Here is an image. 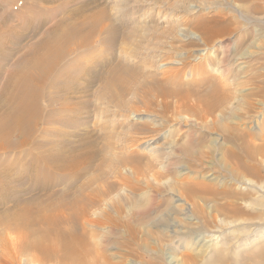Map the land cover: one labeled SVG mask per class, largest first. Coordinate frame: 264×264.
Returning a JSON list of instances; mask_svg holds the SVG:
<instances>
[{"label":"rangeland","instance_id":"rangeland-1","mask_svg":"<svg viewBox=\"0 0 264 264\" xmlns=\"http://www.w3.org/2000/svg\"><path fill=\"white\" fill-rule=\"evenodd\" d=\"M80 1L94 0H72L68 6H81ZM59 2L56 0L51 6L57 7ZM95 3L91 11L103 9L107 13L102 24L111 21L116 24L115 43L112 47L104 44L101 39L107 33L99 32L93 53L73 50L69 60L75 62L78 58V62L87 64L112 54L122 62L110 77L113 80L98 79L85 92L64 97L63 103L47 105V110L55 109L70 123L47 117L45 122H39L32 135L34 143L21 144L0 153V157L6 164L27 167L30 156L46 151L36 145L47 146L54 140L75 144L80 142L77 135L81 132L101 148L89 170L71 184L60 180L58 186L47 192L37 189L25 195L26 198L50 196L47 201L43 198L47 205L55 204L54 210L66 208L63 211L71 213L75 210L71 206L76 203L74 200H78L76 208L85 204L87 210H82L83 206L79 208L80 212L75 214L79 223L73 224L89 240L87 251L90 252L85 253L89 264H192L187 261L189 256L201 264L218 246L226 249L228 259L242 264L246 257L240 254L264 245V150L248 153L240 143L231 140L230 132L234 128L236 133L242 130L245 141L253 148L264 143V0H97ZM250 5L259 9L249 10ZM211 27H225V30L222 34L219 30L212 31V37L204 41L205 31ZM224 36L230 38L227 52L233 66L229 64V74L222 79L215 69L220 58L217 41ZM38 37L24 40L22 51L14 59ZM197 52L204 53L200 59L205 66L203 71L199 67L192 70L187 67ZM170 56L180 61L183 70L159 68ZM241 61L246 63L239 70ZM76 71L85 73L83 69ZM207 79H217L214 81L217 85L221 87L224 83L222 88L235 95L222 110L201 118L192 112L197 102L189 89L206 90ZM198 82L202 83L197 85ZM185 94L191 95L189 99L184 98ZM146 135L160 139L156 143L160 148L143 147L141 142ZM12 138L18 141L21 137L17 134ZM249 169L257 171L251 175ZM255 173L259 178L253 176ZM245 180L263 183V191H253ZM185 185L194 192L186 194ZM153 189L157 193L152 201ZM228 191L236 196L230 197ZM234 207L239 210L236 212ZM8 230L4 224L0 225V258L9 264L11 260L12 264H26L23 259L30 254L20 256L19 261L15 259L9 241L13 234Z\"/></svg>","mask_w":264,"mask_h":264},{"label":"bare ground","instance_id":"bare-ground-1","mask_svg":"<svg viewBox=\"0 0 264 264\" xmlns=\"http://www.w3.org/2000/svg\"><path fill=\"white\" fill-rule=\"evenodd\" d=\"M55 1L56 0H0L1 154L12 151L15 147H18L21 144L34 143L32 135L38 129L39 122H45L47 117L56 118L57 120L60 118L63 120L64 124L70 123L68 118L61 117L53 108L47 110L46 106L63 103L62 100L64 97L72 96L76 92H85L86 87L89 88V86L95 83L98 79L105 77L109 81H112L113 79L110 77L121 66L122 62L116 58L114 59L112 54L103 55L94 60V62L91 61L92 63L89 62L87 64L78 62V58L75 62L70 61V54L72 55L73 50L80 51L83 54L87 51H92L91 53H93L95 51L93 44L96 41V34L98 35L99 32L107 33V36L101 39V41L109 47H112L115 43L117 27L112 21L108 25L102 24L104 18L107 17V13L103 9L98 8L99 10H90L92 4L95 6L97 0L86 3L80 1L83 4L74 8L68 6L72 0H61L59 6L52 7L51 5ZM253 8L258 10L259 6L250 5L248 7L249 10ZM58 14L63 15L61 17H56ZM225 27H217V29L211 27L210 30L206 29V40H203L207 41V39H210L216 32L215 30H219L217 32L222 34L221 32L225 30ZM212 31L214 33H212ZM38 35V39L28 45L27 49H25L19 57L14 59V56L22 51L21 49L23 48L24 40ZM225 36L217 41L220 58L217 60V68L215 69L217 70L216 73H219L218 78L222 77V79L225 78V76H228L230 67L233 66L229 63L227 52L229 51L227 48L228 45H230V38ZM204 43L207 45V42ZM202 52H197L192 58L193 61H190L188 66L186 65L189 70L199 67L201 68V71H203L205 66L200 62V59L204 57V53ZM237 60L239 61V59ZM244 62L245 61H241L238 63L241 65L238 68L239 70L244 67V65L242 66ZM179 64V60L170 56L168 60L160 64L159 68L163 70L179 71L183 68L180 67ZM76 69H83L85 70V73L83 74L82 71H76ZM87 70H91V73H88ZM92 70L101 71L97 72ZM241 71L243 72V70ZM212 76L208 78H212ZM255 76H258V74ZM205 81L207 86L206 90L201 91L199 87H196L198 90L195 89V87L194 89H189V93L194 95V99L192 98L193 101L197 102V106L193 107V111H191L201 118L214 115L217 110H222V107L233 99L232 97L235 95L233 93L234 95L231 96L229 90V92H227L225 88H222L224 85L222 82L223 80L221 81L223 83L221 87L214 82L217 81V79H207ZM199 83L201 84L202 82L196 84L198 85ZM48 88L50 89L49 92L47 91ZM191 95L186 96L185 94L184 98H188ZM44 102H46V104ZM55 129L53 128V130ZM231 131V140L240 143L248 153H255L256 151L262 152L264 150V143L257 148L250 147L247 144V141H245L246 134L242 132V130H239L240 133H236V128L231 129ZM66 132L67 131H64V133ZM17 134L21 138L18 141H14L12 136ZM186 135L189 136L188 134ZM77 136H80L81 139L79 138L80 142H76L75 144L71 141L57 142V140H54L47 146L36 145V148L43 146L46 151H44V153H41L40 151L37 155L33 156H30V154V161H28L30 164L26 162V164H28L27 167H15L17 163L6 164L5 162L7 161L0 157V225L4 224V226L13 234L9 237V241L12 245V250L14 249L15 251L16 260H18L20 256L22 257L23 255L30 254L29 257L23 259L24 262L26 260V264H40V262L44 264H89L85 258L88 257L87 252H90V249L87 251V246L89 244H87L88 239L85 236L84 231L83 233L79 232V229L77 230L73 224L75 223L77 226V223H79L78 219L76 220L78 215L76 216L75 214H78L81 207L83 205L85 206V204L80 206L79 204L81 203H79L78 205L80 206V209L76 208L78 200H74L76 203L71 204V206H74L72 208L75 210H73L74 212L72 211L73 213L67 211L70 212L68 214L63 211V209L66 210V208H63L62 210L56 208L54 210L53 206L55 204H53V206L51 205L52 207L47 205L43 198L45 197V200L47 201L50 196L42 197L40 195H34L29 196V198L25 197V195L30 193L33 194L37 189L47 192L49 189L58 186L60 180H65L68 184H71L74 178L81 176L89 170L92 163L96 160L95 158H97V155L100 154L101 148L95 143L93 144V142H89L85 133L81 132V134ZM262 136L264 139V134ZM158 140L160 139L153 135H146L143 136L141 144L146 148L158 149L160 148V145H156ZM154 142L155 144L153 145ZM239 161H241V159H239ZM32 166H34L33 170H30ZM250 169L248 170L249 172L247 171L249 174L253 171H257L254 169L253 171H250ZM255 174L256 175L253 176L259 178L258 176L260 175H257L258 173ZM262 181L264 182V180ZM247 183H249V186H251L253 191L257 193L263 191L261 187L263 183L259 184L253 181ZM207 189H210V187ZM183 190L186 194L194 192L193 188L188 185H185ZM150 192V200L153 201L155 199L154 193L156 191L153 189V191ZM228 192L230 193V197L236 196L235 192ZM8 203H11V207L8 206ZM84 206L82 207V210ZM85 209L86 208H84V210ZM233 209L236 212L239 210L237 207H234ZM82 213L83 212H81V214ZM86 214L87 213L85 212V215ZM86 217L88 216L86 215ZM78 227H81V225ZM179 242L182 243L183 240L179 238ZM222 244H224V242L220 245ZM211 248H214V246ZM85 253L87 254L86 256ZM240 256L243 258L246 257V261H241L242 264H264V245L250 249L248 248V250H246L245 253L240 254ZM187 259V261L192 262V264H199L198 259V262H196V258L193 256H189ZM232 260L231 258L228 259L226 257V249L222 246H218V248L216 247L212 250L211 255L201 264H212L213 262H218V264L240 263L239 261ZM12 261L13 260H11L10 264L13 263ZM8 262V260L7 262H4L0 258V264H9Z\"/></svg>","mask_w":264,"mask_h":264}]
</instances>
